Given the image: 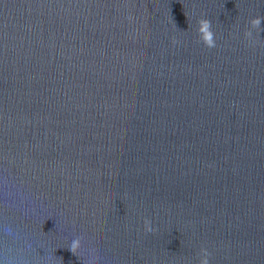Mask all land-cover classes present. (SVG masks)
Here are the masks:
<instances>
[{
    "label": "water",
    "instance_id": "obj_1",
    "mask_svg": "<svg viewBox=\"0 0 264 264\" xmlns=\"http://www.w3.org/2000/svg\"><path fill=\"white\" fill-rule=\"evenodd\" d=\"M257 19L264 0H0V264H264Z\"/></svg>",
    "mask_w": 264,
    "mask_h": 264
},
{
    "label": "clouds",
    "instance_id": "obj_2",
    "mask_svg": "<svg viewBox=\"0 0 264 264\" xmlns=\"http://www.w3.org/2000/svg\"><path fill=\"white\" fill-rule=\"evenodd\" d=\"M262 22L260 19L254 20L252 22L253 27H258ZM199 33L201 35V39L204 41V43L212 48L215 47V38H214V33L211 31V26L210 23L206 20H201L200 21V26H199ZM249 38L252 37V33H248ZM80 248V241L79 240H74L72 242V246L70 248V251L75 253L78 249Z\"/></svg>",
    "mask_w": 264,
    "mask_h": 264
}]
</instances>
